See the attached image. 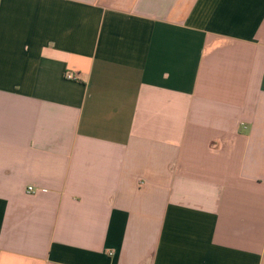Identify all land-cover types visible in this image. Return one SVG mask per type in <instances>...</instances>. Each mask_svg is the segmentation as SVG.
<instances>
[{"label":"crops","instance_id":"crops-1","mask_svg":"<svg viewBox=\"0 0 264 264\" xmlns=\"http://www.w3.org/2000/svg\"><path fill=\"white\" fill-rule=\"evenodd\" d=\"M0 264H264V0H0Z\"/></svg>","mask_w":264,"mask_h":264},{"label":"built area","instance_id":"built-area-1","mask_svg":"<svg viewBox=\"0 0 264 264\" xmlns=\"http://www.w3.org/2000/svg\"><path fill=\"white\" fill-rule=\"evenodd\" d=\"M65 78L67 80H78L79 79V76L76 73L67 72L66 75H65ZM29 191L30 192H33V188H29Z\"/></svg>","mask_w":264,"mask_h":264}]
</instances>
